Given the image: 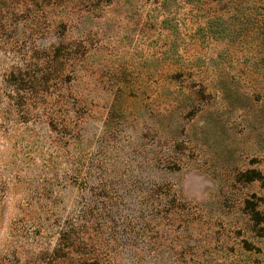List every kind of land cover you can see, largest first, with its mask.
Returning a JSON list of instances; mask_svg holds the SVG:
<instances>
[{
	"label": "rangeland",
	"instance_id": "rangeland-1",
	"mask_svg": "<svg viewBox=\"0 0 264 264\" xmlns=\"http://www.w3.org/2000/svg\"><path fill=\"white\" fill-rule=\"evenodd\" d=\"M0 264H264V0H0Z\"/></svg>",
	"mask_w": 264,
	"mask_h": 264
}]
</instances>
